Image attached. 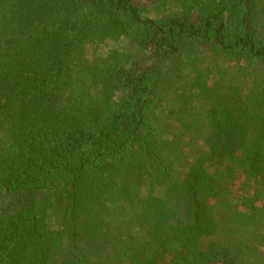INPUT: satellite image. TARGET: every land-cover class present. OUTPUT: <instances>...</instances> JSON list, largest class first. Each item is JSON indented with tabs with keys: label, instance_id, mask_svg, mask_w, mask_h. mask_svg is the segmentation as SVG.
Wrapping results in <instances>:
<instances>
[{
	"label": "trees",
	"instance_id": "1",
	"mask_svg": "<svg viewBox=\"0 0 264 264\" xmlns=\"http://www.w3.org/2000/svg\"><path fill=\"white\" fill-rule=\"evenodd\" d=\"M262 15L264 0H0V264H264ZM201 45L241 80L206 86L167 140L162 83L203 76Z\"/></svg>",
	"mask_w": 264,
	"mask_h": 264
},
{
	"label": "rangeland",
	"instance_id": "2",
	"mask_svg": "<svg viewBox=\"0 0 264 264\" xmlns=\"http://www.w3.org/2000/svg\"><path fill=\"white\" fill-rule=\"evenodd\" d=\"M262 17L264 16L262 15ZM260 22L262 24V20ZM261 31L264 33L263 26H261ZM119 46L122 47L121 44ZM194 56L200 71L204 72L203 76H199L198 71L194 69L193 65H190L184 69L182 77L166 78V81L162 83L164 99L154 112L153 122L160 136H166L167 140H170L173 134L178 132L182 122L190 117L197 118L199 116V110H202L206 102L201 95L206 86H210L215 80L224 82L241 80L235 60H231L223 54L219 55L205 45H201ZM136 59L138 60V56ZM188 138L189 136L186 135L185 139L188 140ZM178 168L186 169L181 165ZM243 181L244 177H239L237 180L238 183ZM53 215L55 216V213Z\"/></svg>",
	"mask_w": 264,
	"mask_h": 264
}]
</instances>
